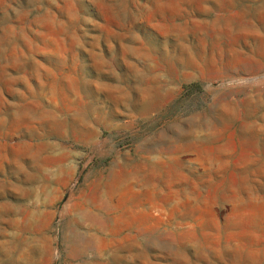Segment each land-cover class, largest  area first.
Wrapping results in <instances>:
<instances>
[{
  "label": "rangeland",
  "instance_id": "obj_1",
  "mask_svg": "<svg viewBox=\"0 0 264 264\" xmlns=\"http://www.w3.org/2000/svg\"><path fill=\"white\" fill-rule=\"evenodd\" d=\"M91 262L264 264V0H0V264Z\"/></svg>",
  "mask_w": 264,
  "mask_h": 264
},
{
  "label": "bare ground",
  "instance_id": "obj_2",
  "mask_svg": "<svg viewBox=\"0 0 264 264\" xmlns=\"http://www.w3.org/2000/svg\"><path fill=\"white\" fill-rule=\"evenodd\" d=\"M76 239H77L76 241H78L79 243L82 242L80 251L83 253V252H86L87 250L93 248V244L95 242L96 235H95V233L90 232V233H87L86 235H79L78 237H76ZM93 257H95V258L97 257L96 253L94 254ZM91 263L95 264L96 262H91Z\"/></svg>",
  "mask_w": 264,
  "mask_h": 264
}]
</instances>
